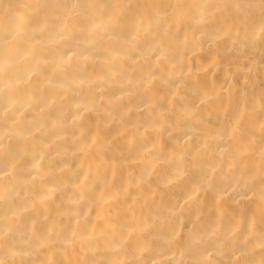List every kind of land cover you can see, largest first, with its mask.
<instances>
[{
    "label": "bare ground",
    "instance_id": "obj_1",
    "mask_svg": "<svg viewBox=\"0 0 264 264\" xmlns=\"http://www.w3.org/2000/svg\"><path fill=\"white\" fill-rule=\"evenodd\" d=\"M0 264H264V0H0Z\"/></svg>",
    "mask_w": 264,
    "mask_h": 264
}]
</instances>
